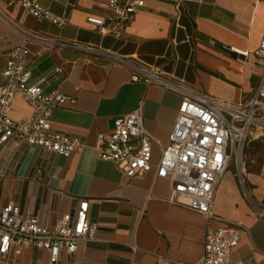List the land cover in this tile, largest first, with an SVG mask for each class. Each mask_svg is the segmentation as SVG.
Segmentation results:
<instances>
[{
  "label": "crops",
  "instance_id": "crops-1",
  "mask_svg": "<svg viewBox=\"0 0 264 264\" xmlns=\"http://www.w3.org/2000/svg\"><path fill=\"white\" fill-rule=\"evenodd\" d=\"M40 2L68 16V23L58 26L0 0V92L9 53L25 42L32 51L31 81L47 80L46 92L60 90L72 97L55 108L54 127L81 137L86 145L70 156L29 145L16 153L13 146L1 145L0 203H17L23 213L55 225L81 199L89 200L87 215L98 224L97 237L83 243L72 259L63 252L57 264H157L160 256L193 263L202 256L207 225L230 221L244 227L232 263L264 264V157L253 154L242 170L226 171L215 194L216 218L208 221L203 213L171 202L169 179L156 173L160 144L153 145L152 168L129 177L99 156L96 143L117 117L143 101L145 126L167 144L182 95L133 80L126 66L62 44L137 55L184 78L197 91L232 101L248 99L264 79V58L255 52L264 38V0H146L121 38L102 35L87 19L108 16L106 0ZM31 113V105L17 95L12 117ZM38 167L43 169L39 178ZM0 264H50L49 252L36 246L12 249L0 254Z\"/></svg>",
  "mask_w": 264,
  "mask_h": 264
},
{
  "label": "built area",
  "instance_id": "built-area-1",
  "mask_svg": "<svg viewBox=\"0 0 264 264\" xmlns=\"http://www.w3.org/2000/svg\"><path fill=\"white\" fill-rule=\"evenodd\" d=\"M9 6L20 5L28 13L58 26L68 23V16L58 14L40 0H5ZM146 0H106L108 16L89 15L88 21L102 35L121 38L127 25ZM176 44V41H173ZM85 53H94L131 70L132 78L147 84H159L179 92L182 102L169 142L162 144L145 126L144 103L116 118L115 126L97 137L96 150L111 160L129 177H138L153 164V145H161L156 166L160 177L169 179L171 202L203 213L208 221L213 211L218 186L234 158L241 159L254 129L264 134V79L254 95L232 101L195 90L184 78L144 62L137 55L115 53L102 46L63 41ZM238 52L234 47H225ZM31 49L25 42L9 53L0 92V146H13L19 153L25 145L70 156L85 147L79 136L57 130L52 121L55 108L72 97L60 90L46 92L44 82L33 83L28 67ZM256 54L264 58V38ZM248 54V51H241ZM21 95L32 107L22 119L11 115L14 99ZM260 136V135H258ZM240 164V163H239ZM241 168V167H240ZM43 169L36 170L37 178ZM89 200L81 199L77 208L65 213L55 225L43 224L38 215L25 214L17 203H0V254L12 249L36 246L48 250L50 264H57L63 252L72 259L83 243L96 239L98 224L88 218ZM243 225L230 221L224 226L208 224L202 256L193 263L160 256L157 264H233L232 251L239 244ZM133 250L138 246L133 245ZM72 261V260H71Z\"/></svg>",
  "mask_w": 264,
  "mask_h": 264
},
{
  "label": "rangeland",
  "instance_id": "rangeland-1",
  "mask_svg": "<svg viewBox=\"0 0 264 264\" xmlns=\"http://www.w3.org/2000/svg\"><path fill=\"white\" fill-rule=\"evenodd\" d=\"M260 133H261L260 129L259 130L254 129L253 137H257V138H253L252 136L248 138L247 142L245 143L244 149L242 151V158L240 160L234 158L229 167L230 169L242 170L244 168V164L245 165L248 164L249 159L253 154H259L264 157V134H260Z\"/></svg>",
  "mask_w": 264,
  "mask_h": 264
}]
</instances>
